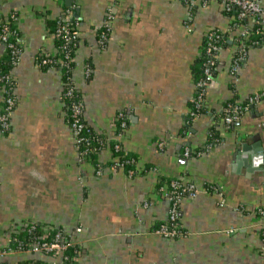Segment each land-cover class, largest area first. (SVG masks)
<instances>
[{
	"label": "crops",
	"instance_id": "0c3cea01",
	"mask_svg": "<svg viewBox=\"0 0 264 264\" xmlns=\"http://www.w3.org/2000/svg\"><path fill=\"white\" fill-rule=\"evenodd\" d=\"M225 1L191 8L184 0H0V17L15 15L22 46L11 69L16 105L8 131H0V244L8 242L9 227L34 221L72 232L74 264H264V164L251 168L248 158L259 154L257 140L264 150V98L233 124L218 121L220 139L208 150L183 153L205 143L226 99L264 90V40L248 49L235 77L230 72L238 27L218 50L205 93L208 111L189 116L204 35L226 30L232 20ZM67 6L79 17L71 75L83 118L109 141L118 112H125L118 140L135 157L130 173L111 162L108 146L95 160L79 158L62 71L36 63L41 51L57 53L47 22ZM107 10L113 17L99 46ZM4 52L0 41V57ZM241 144L250 148L240 151ZM180 176L198 192L179 203L186 233L165 237L154 230L168 219L164 191Z\"/></svg>",
	"mask_w": 264,
	"mask_h": 264
},
{
	"label": "built area",
	"instance_id": "2783aa9c",
	"mask_svg": "<svg viewBox=\"0 0 264 264\" xmlns=\"http://www.w3.org/2000/svg\"><path fill=\"white\" fill-rule=\"evenodd\" d=\"M196 1H200L201 4H206L208 0H187V4L192 6ZM233 5L238 8V17L248 16V18L254 17L256 21H264V7L260 4L259 0H227L224 2L226 9H230ZM73 13L72 8H67L64 12V19L71 18ZM113 15L110 10H107L104 24L98 32V44L99 46H104L108 38L110 30V20ZM63 19V20H64ZM2 19L0 18V21ZM57 26L52 35L54 38L62 37V43L57 46V53L61 51L62 55L53 58L56 54H51L47 52H39L36 55L37 65L40 63L37 61L40 55L41 62H58V68H61L66 73L67 85L64 91V96L70 99L69 103V115H70V127L74 135L75 146L79 152V158L84 160L90 151V145L96 139L92 134L89 133V127L82 120V108L83 100L82 96L77 90L71 75L73 68L74 55L72 47L77 43L78 29L71 28L68 26L67 22H62L57 20ZM65 21V20H64ZM74 26H78V22L74 23ZM225 30L215 29L209 32V36L204 44V53L206 55L204 66H203V76L198 78L195 82V94L192 98L193 108L189 111V116L191 119L200 115V108L203 106L205 100V93L207 90V84L212 80L213 68L215 67L217 53L219 50V45L217 41L221 38H229L232 31H228L226 35L222 32ZM7 26L2 27V32L0 34V41L5 42L7 40ZM246 34L245 28H239L237 30V35L242 36ZM17 46L12 50L14 56V64L17 63L19 55L22 52V46L19 42V36L16 37ZM9 45H12L9 43ZM247 50L245 48V42L241 40L239 43L238 54L235 55L231 60L230 72L233 76H236V72L243 59L245 58ZM91 67L89 64L86 65L85 73L89 76ZM10 75V74H9ZM13 76V75H12ZM12 76H5L7 85H3L0 89L2 93L3 101L0 103V131L4 133L10 126V114L13 110L15 103L14 87L15 79ZM13 79V81L10 79ZM14 82V83H13ZM264 90L253 91L248 94L244 99L239 100L238 98L234 101H229L221 107L222 121L226 124H231L238 120L241 115L254 103L263 100ZM118 131L115 135L114 147L118 149L120 147L119 136L122 134V130L127 124L126 114L123 111L118 112ZM117 137V138H116ZM211 147V144L205 145L204 149L197 150L196 154H200ZM184 155H190V149L185 147ZM133 170L130 169L129 173ZM198 192V188L191 182L186 180L173 178L168 183V188L164 191L165 196L169 200V215L168 219L164 222L159 223L154 232L165 237H177L184 235L185 229L182 227L179 220V203L184 197H194ZM261 213H264V209H261ZM78 231L79 228L77 227ZM27 234L26 238H23V234ZM8 242L6 245L0 244V257H5L9 255H25L31 254L35 256L34 258L47 257L50 259L52 264H74L76 260V241L73 239L72 232L69 234L64 233L60 228L52 230L47 225H42L34 221H26L24 223L14 224L8 228ZM72 252H71V251ZM70 253H69V252ZM264 254V250H263ZM23 259H14L12 261L3 262L0 260V264H25Z\"/></svg>",
	"mask_w": 264,
	"mask_h": 264
},
{
	"label": "trees",
	"instance_id": "16d2710c",
	"mask_svg": "<svg viewBox=\"0 0 264 264\" xmlns=\"http://www.w3.org/2000/svg\"><path fill=\"white\" fill-rule=\"evenodd\" d=\"M184 1L187 2V0H184ZM192 7H194V5H192L191 8ZM67 8H72L73 9V6L64 7V9L61 12V14H59L54 19L48 20L47 23H48V26H49L51 32L54 31L55 27L57 26V22H58L57 20H59V19L62 22H67L69 27L75 28V29L77 28L76 26H74V23L76 22V20H77V22H79V17L75 13L74 9H73V13L74 14L71 15V18H68V19H64L63 18L64 17V12H65V10ZM223 8H224V11L232 17V20H231V22L229 24V27L225 31L222 32L224 35H226L228 31L236 30L238 27L239 28L242 27V28L246 29V34H244L242 36H238L237 34L236 35L234 34V36L232 37L233 38L232 40L236 44V49H235V52L233 54V57L238 54L239 43L241 42V40H243L245 42V48H246L247 51H248V49L250 47L258 46V45H260L262 43V41L264 40V21H256L255 18L252 17V16H251L250 20H249L248 16L238 17L237 16L238 8L235 5H233L230 9H226L225 6H223ZM0 18L2 19L0 21V34L2 32V27L4 25H6L7 29H8V32L6 34L7 35V40L5 42H3L4 45H5V52L0 57V89H1V87L3 85H5V87L7 85L5 76L6 75L12 76L11 69H12V67L14 65V56H13L12 50L17 46L18 43L16 41V37H18L20 34H19V30H18V28H17V26L15 24V15L13 13H9L6 16V18H4V17H0ZM217 28L218 27H213V28L208 29L206 31L205 35H204V42H203L202 51H201V53H200V55L198 57L199 66H198V69H197V72H196V75H195V82H196V80L198 78L203 76V72L202 71H203L204 61H205V57H206V55L204 53V50H203L205 41L207 40V38L209 36V32H211V30H215ZM227 39L228 38H224V36H223V38H221V39H219L217 41V44L219 45V48L223 44H226ZM76 41H77L76 45L72 47L73 55L75 53L76 47L78 46L79 36L77 37ZM55 42H56V46H59L62 43V37L55 38ZM9 43H11L12 45H9ZM61 55H62L61 51H58L56 56H53V58H55V60H57L56 57H58V56L60 57ZM42 56H43V54L40 55L39 59H37V61L40 62L38 64L40 67H45V68L56 67V68H58V62H53V63L41 62V59H42L41 57ZM72 63L74 64V62H72ZM217 63H218V60L216 59L215 67H216ZM215 67L213 68V75L215 73ZM59 69L62 71V75H63V79H64V89H63V92H62V98L66 102V106L68 108L67 120H68V122L70 124V115H69L70 99H68L66 96H64V91H65V88H66V85H67L66 73L64 72L63 69H61V68H59ZM10 79L13 81V79L11 77H10ZM210 83H211V81L207 85L209 86ZM14 95H15V93H14ZM234 99H236V96H232L231 98L226 99L222 103V106L225 103L229 102V101L230 102L234 101ZM2 101H3V98L1 100V102ZM15 105H16V95H15V103H14L13 108L15 107ZM191 108H193V101H192V104H191ZM200 111H201L200 114L201 113H206V111H208V109L206 108L204 103H203V106H201ZM221 117H222V112L220 110L219 113L215 114V119L213 120L214 122L208 127L207 138H206L205 143L202 146L194 148V149H191L190 147L187 146L190 149V154H196V151L204 149L205 145H207V144L214 145L215 143H217L219 141L220 136H219V133L217 131V124H218L217 122L218 121H222ZM82 120L89 127V133L92 134L96 138L93 141V143L90 145V151H89V153L87 155L88 159L91 158V159L95 160V157L98 156L99 151H101V149L103 147L108 146L110 148V150H111L112 158H114L113 160H111V162L116 161V164L119 167H122L123 170L125 169L126 171H129L130 169H132L134 171L136 169L135 157L132 154L122 150L121 147L116 149L114 147V144H115V140L114 139L106 141L105 138L102 135L94 132L91 129V127L87 124V122L85 121L83 116H82ZM233 123H231V124H233ZM117 125H118V123H117ZM118 130L119 129H118V126H117L116 131H118ZM7 131H8V129L4 133H6ZM95 163H97V161H95ZM174 178H178V179H182L183 180V178L181 176L180 177H174ZM22 237L26 238L27 234L24 233L22 235ZM24 263L25 264H52L49 260H46L44 258H27V259L24 260Z\"/></svg>",
	"mask_w": 264,
	"mask_h": 264
},
{
	"label": "water",
	"instance_id": "95a60500",
	"mask_svg": "<svg viewBox=\"0 0 264 264\" xmlns=\"http://www.w3.org/2000/svg\"><path fill=\"white\" fill-rule=\"evenodd\" d=\"M250 107H253V105H251ZM248 148H250L248 144H241L239 145L238 149L244 152ZM253 148L254 151L258 152L259 154H251L250 156H248L249 163L251 168L253 167L255 169H259L264 164V150L262 144L260 143V140H257L255 144H253Z\"/></svg>",
	"mask_w": 264,
	"mask_h": 264
}]
</instances>
